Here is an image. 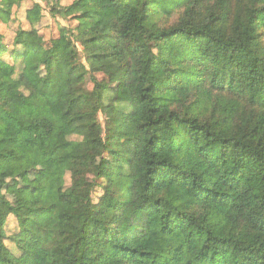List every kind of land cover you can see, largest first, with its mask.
Wrapping results in <instances>:
<instances>
[{
    "label": "trees",
    "instance_id": "1",
    "mask_svg": "<svg viewBox=\"0 0 264 264\" xmlns=\"http://www.w3.org/2000/svg\"><path fill=\"white\" fill-rule=\"evenodd\" d=\"M39 1L0 34V264H264V0Z\"/></svg>",
    "mask_w": 264,
    "mask_h": 264
},
{
    "label": "rangeland",
    "instance_id": "2",
    "mask_svg": "<svg viewBox=\"0 0 264 264\" xmlns=\"http://www.w3.org/2000/svg\"><path fill=\"white\" fill-rule=\"evenodd\" d=\"M76 0H63L62 6H70ZM39 0H21L20 6H15L13 8L12 14L9 16L8 21L3 22L0 20V34L4 35L5 43L8 45L9 50H14L15 47L13 45V39L15 37V33L19 29L29 30L31 26L29 25L26 19L27 10L31 9L35 3H40ZM43 4V3H42ZM45 7L43 11V16L40 21L36 25L39 34L41 35L42 41L45 43L44 47L47 48L51 42V40L56 39L60 36L61 30L65 28H71L75 26L76 22L72 20V18L65 19L62 17H54L49 12L50 10L43 4ZM20 52L24 50L18 49ZM8 60L11 62V59L7 56ZM84 62V61H83ZM35 80H39L41 78L40 71H35L33 73ZM96 78L99 81L107 80V78L103 74H96ZM111 86L116 90L122 89L121 84L112 83ZM109 114V113H107ZM110 117V115H108ZM105 116L103 114L100 115L101 123H104ZM110 157V154H107ZM38 178H40V174H33L24 179H13L11 176L7 177L9 181L8 185L5 188V193L11 198L13 201H22L27 198L29 192L31 191L29 184L35 183ZM12 245H10L11 247Z\"/></svg>",
    "mask_w": 264,
    "mask_h": 264
}]
</instances>
